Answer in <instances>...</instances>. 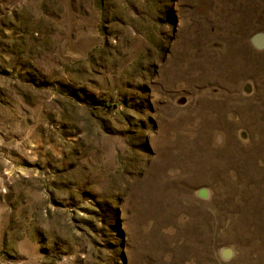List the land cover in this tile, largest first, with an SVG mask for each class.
<instances>
[{
  "label": "rangeland",
  "instance_id": "rangeland-1",
  "mask_svg": "<svg viewBox=\"0 0 264 264\" xmlns=\"http://www.w3.org/2000/svg\"><path fill=\"white\" fill-rule=\"evenodd\" d=\"M264 0H0V264H264Z\"/></svg>",
  "mask_w": 264,
  "mask_h": 264
},
{
  "label": "water",
  "instance_id": "water-1",
  "mask_svg": "<svg viewBox=\"0 0 264 264\" xmlns=\"http://www.w3.org/2000/svg\"><path fill=\"white\" fill-rule=\"evenodd\" d=\"M250 43L254 49L263 51L264 50V33L262 32L254 33L250 38Z\"/></svg>",
  "mask_w": 264,
  "mask_h": 264
}]
</instances>
